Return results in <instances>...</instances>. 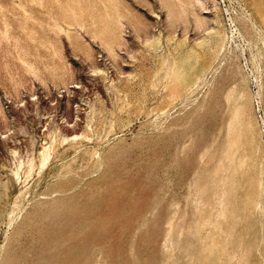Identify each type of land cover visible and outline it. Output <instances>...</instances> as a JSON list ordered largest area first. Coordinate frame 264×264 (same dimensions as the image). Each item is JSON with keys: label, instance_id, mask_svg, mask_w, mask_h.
<instances>
[{"label": "rangeland", "instance_id": "1", "mask_svg": "<svg viewBox=\"0 0 264 264\" xmlns=\"http://www.w3.org/2000/svg\"><path fill=\"white\" fill-rule=\"evenodd\" d=\"M164 1H118L120 43L109 48L100 26L64 15L71 0H0V264L10 251L5 264H51L40 258L43 205L66 181L71 193L102 189L106 166L146 172L160 198L183 206L189 181L174 148L190 135L174 125L223 76L246 89L264 155V0ZM169 66L193 84L180 97Z\"/></svg>", "mask_w": 264, "mask_h": 264}, {"label": "bare ground", "instance_id": "2", "mask_svg": "<svg viewBox=\"0 0 264 264\" xmlns=\"http://www.w3.org/2000/svg\"><path fill=\"white\" fill-rule=\"evenodd\" d=\"M118 1L59 5L67 18L100 26L109 47L120 43L123 12ZM171 68L175 77L170 97L191 90L189 76L173 66L167 71ZM242 87L223 76L214 93L196 104L182 125H174L190 135L188 144L179 142L174 148V160L189 181L183 206L160 198L146 172L134 177L120 165L106 166L102 189L91 183L71 193L73 182L66 181L61 195L43 205L48 225L40 233V258L51 264H84L99 254L106 264H264V155ZM205 122L216 126L213 133L205 131ZM148 157L147 172L160 160L155 150ZM15 258L10 251L1 264Z\"/></svg>", "mask_w": 264, "mask_h": 264}]
</instances>
